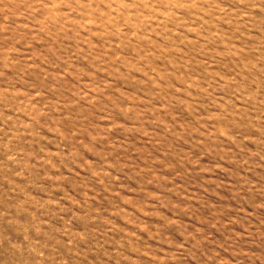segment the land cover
<instances>
[{"label": "rangeland", "instance_id": "1", "mask_svg": "<svg viewBox=\"0 0 264 264\" xmlns=\"http://www.w3.org/2000/svg\"><path fill=\"white\" fill-rule=\"evenodd\" d=\"M0 264H264V0H0Z\"/></svg>", "mask_w": 264, "mask_h": 264}]
</instances>
